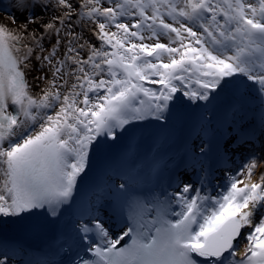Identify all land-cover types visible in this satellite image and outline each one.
<instances>
[{"label":"snow or ice","instance_id":"obj_1","mask_svg":"<svg viewBox=\"0 0 264 264\" xmlns=\"http://www.w3.org/2000/svg\"><path fill=\"white\" fill-rule=\"evenodd\" d=\"M13 7L22 19L0 18V225H58L91 153L134 121L167 125L177 94L204 109L201 125L211 124L206 113L215 115L220 97L227 103L218 139L207 128L203 137L196 132L200 143H183L176 168L191 169L203 185L230 149L258 140L264 152V0H14ZM33 71L39 91L28 79ZM159 152L154 145L148 164L157 183L167 169ZM250 155L244 178L232 177L214 196L179 174L174 192L141 190L144 166L130 148L109 168L96 203L57 237L53 254L64 259L27 264H264V180L253 178L259 162ZM102 197L123 220L119 234L100 219ZM33 218L40 219L28 223ZM22 252L0 236V264H19Z\"/></svg>","mask_w":264,"mask_h":264},{"label":"bare ground","instance_id":"obj_2","mask_svg":"<svg viewBox=\"0 0 264 264\" xmlns=\"http://www.w3.org/2000/svg\"><path fill=\"white\" fill-rule=\"evenodd\" d=\"M13 2L14 0H0V18H3V17H7V16H11V15H14V16H17L18 18L22 19V17H20V14L19 12H17L14 7H13ZM84 33H85V38H89L91 36V33L88 31V29H85L84 30ZM93 40H95L94 37H92ZM164 42H166V38L164 40ZM38 73L36 71H33L29 76H28V79L32 82L33 84V88L35 91H39V89L41 87H43V84L40 83V84H37L36 81L33 80V77L36 76ZM145 86L146 87H150V88H153V89H159V85H153V84H149V83H145ZM176 101H181V102H184V104H187L188 101H187V97H183L182 95L180 94H177V100ZM193 108H196V104L195 103H192L191 104ZM152 118H149L147 120H144V121H134L131 125H128L126 126L127 127V131H130V129H132L133 127H138L140 126L141 124L143 123H148V122H151ZM125 131L123 130H118V133L120 134V137L126 133ZM120 139V138H119ZM113 143L112 141L109 139V141L105 144V146H111ZM104 146V147H105ZM103 147V148H104ZM103 148L99 151H95L93 153H91V164H90V168L88 169L87 171V174L89 176H91L92 172H91V168L93 167H97L95 165V161H97L98 159H100V155L102 153V150ZM251 159V158H247L243 161V165L241 167V170L244 168V166L248 163V160ZM258 162L260 161L258 158H257ZM97 169V168H96ZM86 176V175H85ZM12 223H6V227L9 229V230H12L14 231V226H11ZM17 228V227H16Z\"/></svg>","mask_w":264,"mask_h":264}]
</instances>
